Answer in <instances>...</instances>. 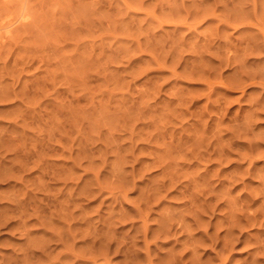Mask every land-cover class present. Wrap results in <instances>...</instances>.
<instances>
[{"label":"clouds","instance_id":"clouds-1","mask_svg":"<svg viewBox=\"0 0 264 264\" xmlns=\"http://www.w3.org/2000/svg\"><path fill=\"white\" fill-rule=\"evenodd\" d=\"M12 2L0 0V7ZM37 2L46 19L50 0ZM105 2L154 54H140L134 42H102L92 66L103 65V79L73 78L57 64L56 84L44 96L49 63L22 86L18 79L6 82L8 49H19L0 36V160L15 154L0 163V185L20 186L0 190V264H125L129 251L143 254L135 264H166L161 254L173 250L194 264H264V201L242 199L251 182L264 186V163L256 167L264 162V124L257 127L264 121V83L239 89L210 83L264 81V0H140L158 9L142 16L129 15V0ZM181 47L195 52L177 63ZM197 88L207 95L193 102L188 94ZM224 96L235 97L238 107L226 113L219 105ZM249 113L257 115L249 119ZM212 129L208 147V135L200 136ZM245 138L249 154L241 156L245 149L232 145ZM216 158L233 168L246 164L247 182L239 181L244 186L234 195L227 194L231 186L217 195L211 178L198 184L199 195L227 202L224 217L211 201L184 195V181L207 172ZM185 165L195 171L172 175ZM145 192L155 198L131 203ZM53 224L50 235L44 229ZM149 225L154 238L140 245ZM101 249L111 251L101 255Z\"/></svg>","mask_w":264,"mask_h":264},{"label":"rangeland","instance_id":"rangeland-1","mask_svg":"<svg viewBox=\"0 0 264 264\" xmlns=\"http://www.w3.org/2000/svg\"><path fill=\"white\" fill-rule=\"evenodd\" d=\"M129 15L142 16L145 13L154 14L158 9H146L142 7L140 0H129L128 3ZM47 18L45 19V12L38 7L37 0H13L9 5L0 7V36L4 38V42L11 41L18 46L19 51L9 48L10 55L6 57L8 74L5 76L6 82H14L15 80L21 81V85L26 78L30 77L32 71H36L37 75L41 74L42 66H46L51 63V67L47 68L45 75L47 87L42 89L43 95L48 96L52 93V85L56 84V77L60 74V69L56 67L57 64L65 66L67 74L73 78L86 80L88 76H95L103 79L106 73L103 70V65L96 63L92 66V60L100 53V45L102 42L110 41H123L125 43L134 42L136 50L142 55L151 56L154 54L153 50L147 45L142 43V37L134 30H125L122 27L121 21H126L127 17H123L120 14L113 13L107 9L105 0H50V7L47 9ZM204 15H207L205 12ZM169 27L165 24V28ZM187 31V29H185ZM107 51V50H106ZM195 52V49L186 50L181 47L177 52V63L181 62V57L190 55ZM132 63H136V52H133ZM100 59H104L103 56ZM15 60V63L13 61ZM155 70V69H153ZM189 79L192 78V73H186ZM199 79H205V77H198ZM65 81H60L63 84ZM211 84L222 85L226 89H239L246 85L256 86L257 84L264 83V81H257L253 78L250 81H236V80H224L220 77L214 78L210 81ZM19 87V86H18ZM92 87L100 88L103 90L105 85L94 84ZM115 90V89H113ZM189 98L195 102L197 99L207 95V92L202 88L193 89L189 94ZM238 96V92H237ZM250 102H255V97L250 98ZM219 105L224 109L226 113L231 112L234 107H238L237 99L235 97H220ZM264 116V113H259ZM257 115L256 113H249V119H253ZM237 116L231 117L232 120L237 119ZM229 119V117H225ZM264 121L257 123L259 128ZM30 135H35L31 132ZM205 135H208L207 145L210 147L213 143L212 137L215 135V129L211 130V133H202L200 140L203 141ZM7 138V133H6ZM189 145H191V139L188 137H182ZM232 147H243L245 151L241 152V156H247L248 143L247 138L243 141H236ZM193 149L189 147V151ZM2 155V154H0ZM15 154H8L3 160H0L2 164H9ZM143 155V153L141 154ZM231 155H235L232 153ZM261 155V153H257ZM261 163L258 162L256 167H259ZM203 167V165H201ZM186 171L174 169L172 175L184 176L187 173L195 171V169L185 165ZM226 169H231L227 176H224ZM246 164L244 166H238L233 168L231 161L225 162L220 158L214 159L213 163L208 166V171L201 173L194 179H186L184 181L187 184V189L184 195L193 199L199 195L197 192L198 184L202 185L203 182L209 178L212 180V184L216 185L215 191L217 195L224 193L225 189L231 186V192L229 195H234L244 184L239 181L244 180L247 182V177L244 175ZM250 171V170H249ZM153 176L158 173H151ZM223 177V178H222ZM219 180L220 183L216 184ZM253 185H248V189L242 199L247 200L249 203L258 204L260 201H264V195L261 192L264 191V186H260V182H251ZM255 184V185H254ZM19 185L14 182L8 185H0V190L14 191ZM151 185H149V188ZM200 192H207L206 188H201ZM153 197L150 192H145L139 199L133 198L131 203L137 204L139 201L147 200L152 201ZM200 200L207 199L215 205V214L219 217H224L227 212V202L218 200L216 196H203L199 195ZM55 202H53L54 205ZM95 204L96 201H92ZM198 203V201H197ZM143 207V204H139ZM87 207V206H86ZM100 211H103L101 208ZM133 215L135 214V208L132 209ZM239 216L245 215V209H237ZM3 214V213H0ZM248 216L254 215L251 210L247 212ZM131 219V217H127ZM152 219L151 216L148 217ZM215 218V217H214ZM261 222L264 223V216L260 217ZM30 223H32L30 221ZM254 223V221H253ZM57 224H53L44 229L49 231L57 227ZM154 225H149L146 229V240L139 241L140 245L145 243H151L153 237ZM221 235H223V229H218ZM174 234V233H173ZM227 243V242H224ZM111 249H101V255H107ZM87 255V253H82ZM137 256L142 257V253H136L129 251L127 253V259L125 264H135ZM161 256H167L166 264H177V258L181 259V264H194L193 259H188L184 251L173 250L171 254L162 253ZM124 259L123 256L119 257ZM84 264H91L90 261H85Z\"/></svg>","mask_w":264,"mask_h":264}]
</instances>
